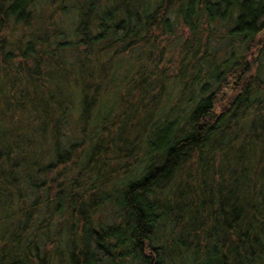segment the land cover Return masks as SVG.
Listing matches in <instances>:
<instances>
[{
    "label": "trees",
    "instance_id": "trees-1",
    "mask_svg": "<svg viewBox=\"0 0 264 264\" xmlns=\"http://www.w3.org/2000/svg\"><path fill=\"white\" fill-rule=\"evenodd\" d=\"M129 258L264 264V0H0V264Z\"/></svg>",
    "mask_w": 264,
    "mask_h": 264
},
{
    "label": "rangeland",
    "instance_id": "rangeland-1",
    "mask_svg": "<svg viewBox=\"0 0 264 264\" xmlns=\"http://www.w3.org/2000/svg\"><path fill=\"white\" fill-rule=\"evenodd\" d=\"M73 1H75V0H73ZM73 13H74L73 11H71V12L67 11V13L65 14L64 18L67 17L68 15H70L72 17L74 15ZM219 32H220L219 34H222L223 30L219 31ZM164 43H166V41H164ZM177 50L173 51V49H170V53H169V49H168L167 52L165 53V55H166L165 59H164L165 62L168 61V59L171 58V57L174 58V59H177L178 57H174V56H176ZM71 53H73V52H71ZM175 62H176V60H175ZM169 66H170V63H169ZM173 71H176V68ZM140 162H142V160H140ZM122 182H123V178H121V179H117L116 178V179L112 180L106 186L107 190L109 191L108 193H113L115 187H121L122 186ZM118 209L119 208H118V205H117L115 199L112 198V199L104 200V202L101 204V206L99 208V211L97 212V214L95 216V219H96V221L100 220V221H102L104 223H108V224L112 223V222L119 221L120 218H119ZM159 235H161V234H159ZM156 243H159V242H156ZM132 261L133 260L129 258L127 260L122 261V264L135 263V262H132ZM56 264H63V263L56 262ZM108 264H111V263H108ZM115 264H117V263H115Z\"/></svg>",
    "mask_w": 264,
    "mask_h": 264
}]
</instances>
